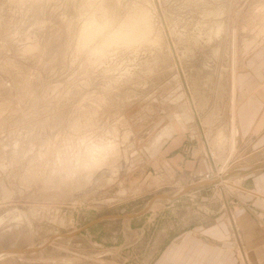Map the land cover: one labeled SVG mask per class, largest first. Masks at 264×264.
Returning <instances> with one entry per match:
<instances>
[{
  "label": "rangeland",
  "instance_id": "1",
  "mask_svg": "<svg viewBox=\"0 0 264 264\" xmlns=\"http://www.w3.org/2000/svg\"><path fill=\"white\" fill-rule=\"evenodd\" d=\"M115 2L151 24L105 68L79 54L81 0H0V264H253L235 214L263 223L240 173L264 151L234 114L264 79V0ZM81 138L116 150L69 170Z\"/></svg>",
  "mask_w": 264,
  "mask_h": 264
},
{
  "label": "clouds",
  "instance_id": "2",
  "mask_svg": "<svg viewBox=\"0 0 264 264\" xmlns=\"http://www.w3.org/2000/svg\"><path fill=\"white\" fill-rule=\"evenodd\" d=\"M78 11L79 54L90 66L108 68L114 51L132 49L148 38L150 13L139 5L115 0H81ZM99 37L103 40L93 46ZM108 70L115 73L119 68ZM115 150L116 145L111 141L81 138L76 143L69 140L63 154L69 170H87L104 163Z\"/></svg>",
  "mask_w": 264,
  "mask_h": 264
},
{
  "label": "crops",
  "instance_id": "3",
  "mask_svg": "<svg viewBox=\"0 0 264 264\" xmlns=\"http://www.w3.org/2000/svg\"><path fill=\"white\" fill-rule=\"evenodd\" d=\"M263 63L259 65L261 66L262 72L264 71ZM258 69L260 68H257V70ZM261 70H258V72H261ZM256 86V90L254 89L251 94H247V99L244 102V110L246 111L242 114H234V122L236 125L237 136L240 134L244 136V138H249L250 145L252 144V147L255 145L257 146V149H254L255 151L260 150L261 148L264 151V79ZM256 96L258 97V100L256 99ZM241 109L243 110L242 106ZM238 130L240 131L238 132ZM180 141L181 140L175 139L172 146L178 145ZM208 160H199L195 165L194 173L199 174L208 172L209 167L212 166ZM263 167L264 166L261 167L248 164L247 166H243V171L241 173L239 172L240 179L246 184V188L240 186V189L248 194V199L253 201L252 204L258 210L260 215L264 214V172H259ZM210 180L205 182L207 180L203 179L200 186L203 188V186H206V184L208 185V183L211 182ZM235 215L242 228L241 230L247 232L245 234V246L248 248L253 264H264V251L262 254L260 253V250H257L259 247L264 249V220L263 223L256 222L255 215L250 211L241 210V213ZM256 225L260 227L256 228ZM255 231L261 232V235L255 233ZM204 245L205 244L201 247H204ZM219 246H221V244ZM195 254L196 255H193V257H189L188 261L190 264H204V262H206V250L203 251L200 248L199 252L197 253L196 251Z\"/></svg>",
  "mask_w": 264,
  "mask_h": 264
},
{
  "label": "water",
  "instance_id": "4",
  "mask_svg": "<svg viewBox=\"0 0 264 264\" xmlns=\"http://www.w3.org/2000/svg\"><path fill=\"white\" fill-rule=\"evenodd\" d=\"M139 215H141V214H139ZM139 215H137V216H139ZM135 216H136V215H135ZM135 216H134V217H135ZM30 252H31V251H30Z\"/></svg>",
  "mask_w": 264,
  "mask_h": 264
},
{
  "label": "bare ground",
  "instance_id": "5",
  "mask_svg": "<svg viewBox=\"0 0 264 264\" xmlns=\"http://www.w3.org/2000/svg\"><path fill=\"white\" fill-rule=\"evenodd\" d=\"M103 39V37H101ZM214 164V163H213Z\"/></svg>",
  "mask_w": 264,
  "mask_h": 264
}]
</instances>
